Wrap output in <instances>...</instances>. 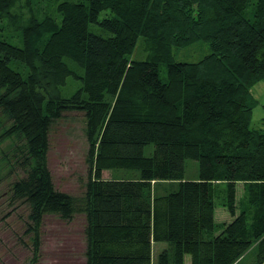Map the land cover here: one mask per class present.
<instances>
[{
	"label": "trees",
	"instance_id": "1",
	"mask_svg": "<svg viewBox=\"0 0 264 264\" xmlns=\"http://www.w3.org/2000/svg\"><path fill=\"white\" fill-rule=\"evenodd\" d=\"M18 1L0 0V143L18 140L6 164L24 175L9 192L29 208V264L46 215L84 216L85 264H152V243L167 244L156 264H233L255 242L264 264V129L251 127L264 0H26L17 14ZM196 43L207 54L176 61ZM72 112L88 144L80 201L47 165L50 128ZM118 170L136 176L102 179ZM217 207L229 223H215Z\"/></svg>",
	"mask_w": 264,
	"mask_h": 264
},
{
	"label": "rangeland",
	"instance_id": "2",
	"mask_svg": "<svg viewBox=\"0 0 264 264\" xmlns=\"http://www.w3.org/2000/svg\"><path fill=\"white\" fill-rule=\"evenodd\" d=\"M25 1L19 0L12 12L18 14L22 10L23 14H26ZM22 16L26 19L29 15ZM1 23H4L3 27L7 26V19H3ZM89 30L94 34L107 36V33L96 26H90ZM207 50L204 44L196 43L179 50L175 58L176 61L197 62L207 54ZM145 56L143 45L139 43L133 57L142 60ZM160 78L164 80L165 74L161 73ZM70 94L71 91L67 92V96ZM252 96L256 105L252 112L251 127L264 129V81L252 89ZM48 138L47 165L54 188L80 201L85 194L88 172V144L83 114L66 113L64 117L52 124ZM17 143L16 139L0 143V264H29L32 258L31 239L25 234L29 224L27 219L29 208L24 203L13 202L9 192L12 183L24 177L17 168L9 173V167L6 164V162L10 164L14 162L12 156L15 154L12 151L18 146ZM152 152L153 146L149 145L144 149V156L149 157ZM3 155H6V158H3ZM197 169L198 165L195 161L186 160L185 178L197 177ZM134 176H136L135 172L124 170L102 172V178L133 179ZM170 185L172 184H159L158 194L162 193V189H168L166 187ZM214 219L216 223H227L231 221V216L223 208L217 207ZM84 227L83 215H75L69 221L58 216H44L39 233L40 246L36 264H85ZM153 250L152 264H156L157 256L163 250L160 251L159 246H154ZM256 255L257 242L233 264H255ZM186 264H190L188 258Z\"/></svg>",
	"mask_w": 264,
	"mask_h": 264
},
{
	"label": "crops",
	"instance_id": "3",
	"mask_svg": "<svg viewBox=\"0 0 264 264\" xmlns=\"http://www.w3.org/2000/svg\"><path fill=\"white\" fill-rule=\"evenodd\" d=\"M103 180H112V178H102ZM185 179H187V178H185ZM197 179V177H194L193 179H187V180H196ZM240 193H241V189L239 190V187H238V195H240ZM217 209V208H216ZM215 209V210H216ZM214 216H215V211H214ZM214 221H215V219H214ZM230 222V221H229ZM229 222H227V223H229ZM216 223V222H215ZM154 246H159V247H161V250L160 251H162V250H165L166 248H167V244L166 243H152V246H151V259H152V255H153V249H154ZM159 251V252H160ZM158 252V253H159ZM187 258L190 260V257L189 256H185L184 257V264H186V260H187ZM85 262H86V259H85ZM84 262V263H85Z\"/></svg>",
	"mask_w": 264,
	"mask_h": 264
}]
</instances>
